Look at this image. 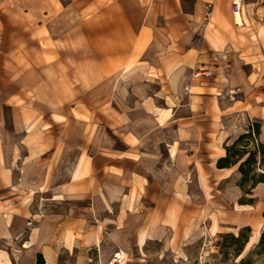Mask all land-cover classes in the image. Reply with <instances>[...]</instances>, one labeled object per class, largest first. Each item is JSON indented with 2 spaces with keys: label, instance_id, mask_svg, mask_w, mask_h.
Returning a JSON list of instances; mask_svg holds the SVG:
<instances>
[{
  "label": "crops",
  "instance_id": "obj_1",
  "mask_svg": "<svg viewBox=\"0 0 264 264\" xmlns=\"http://www.w3.org/2000/svg\"><path fill=\"white\" fill-rule=\"evenodd\" d=\"M253 122L264 142V0H0V218L41 264L244 206L222 160Z\"/></svg>",
  "mask_w": 264,
  "mask_h": 264
},
{
  "label": "rangeland",
  "instance_id": "obj_2",
  "mask_svg": "<svg viewBox=\"0 0 264 264\" xmlns=\"http://www.w3.org/2000/svg\"><path fill=\"white\" fill-rule=\"evenodd\" d=\"M36 33L39 32L36 30ZM133 64L134 60L131 59L128 65ZM3 114L8 128L7 106L3 107ZM252 124L258 125L254 122ZM248 157L237 178L245 192L238 202L244 203V206H232L231 203L217 206L210 203L207 216H204L202 208H192L182 223V232L177 231L172 243L166 238L136 244L132 239L129 248L122 251L61 250L57 264H264V206L257 203V198L250 191L257 183L262 182L258 180H264V142L257 135L245 136L230 146L231 162L239 161L240 165ZM19 172L15 170V178ZM35 188L37 189L22 185L18 187L21 191L19 194L24 195L23 190L31 193V189ZM34 197L38 202L41 201L37 194ZM234 207L237 211L233 210ZM243 221H250L251 225L241 224ZM30 223L27 219V225ZM24 235L25 233L18 238L5 235L0 218V256L9 254L13 264H41L42 258L38 253L22 249L20 240Z\"/></svg>",
  "mask_w": 264,
  "mask_h": 264
},
{
  "label": "trees",
  "instance_id": "obj_3",
  "mask_svg": "<svg viewBox=\"0 0 264 264\" xmlns=\"http://www.w3.org/2000/svg\"><path fill=\"white\" fill-rule=\"evenodd\" d=\"M258 131L259 130H258V126L257 125L250 124L249 131L247 133L241 135L231 146H233L238 140H240L241 138H243L245 136H248V137L249 136H256L258 134ZM229 157H230V146L227 148V155H226V157L222 160L223 163H228L230 161L229 160ZM248 159H249V157L244 162H242L239 165V167H238L239 172H242V167H243L244 163L246 161H248ZM258 181L264 182V180H258ZM39 256H41V255L39 254Z\"/></svg>",
  "mask_w": 264,
  "mask_h": 264
},
{
  "label": "built area",
  "instance_id": "obj_4",
  "mask_svg": "<svg viewBox=\"0 0 264 264\" xmlns=\"http://www.w3.org/2000/svg\"><path fill=\"white\" fill-rule=\"evenodd\" d=\"M242 5L243 0H230L231 11L233 14H239L242 9Z\"/></svg>",
  "mask_w": 264,
  "mask_h": 264
},
{
  "label": "bare ground",
  "instance_id": "obj_5",
  "mask_svg": "<svg viewBox=\"0 0 264 264\" xmlns=\"http://www.w3.org/2000/svg\"><path fill=\"white\" fill-rule=\"evenodd\" d=\"M117 255H119V253H117Z\"/></svg>",
  "mask_w": 264,
  "mask_h": 264
}]
</instances>
